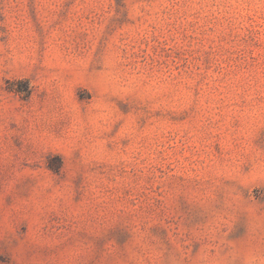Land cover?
I'll use <instances>...</instances> for the list:
<instances>
[{"label": "rangeland", "instance_id": "374dc122", "mask_svg": "<svg viewBox=\"0 0 264 264\" xmlns=\"http://www.w3.org/2000/svg\"><path fill=\"white\" fill-rule=\"evenodd\" d=\"M0 264H264V0H0Z\"/></svg>", "mask_w": 264, "mask_h": 264}]
</instances>
